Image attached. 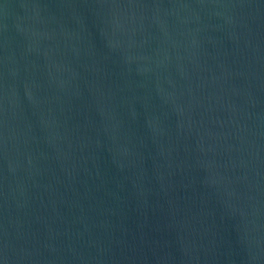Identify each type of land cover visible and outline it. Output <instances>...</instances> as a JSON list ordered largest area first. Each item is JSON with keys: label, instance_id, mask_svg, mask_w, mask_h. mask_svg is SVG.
I'll list each match as a JSON object with an SVG mask.
<instances>
[{"label": "water", "instance_id": "obj_1", "mask_svg": "<svg viewBox=\"0 0 264 264\" xmlns=\"http://www.w3.org/2000/svg\"><path fill=\"white\" fill-rule=\"evenodd\" d=\"M0 264H264V0H0Z\"/></svg>", "mask_w": 264, "mask_h": 264}]
</instances>
